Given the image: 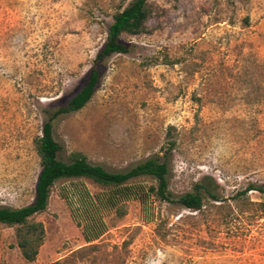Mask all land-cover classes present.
<instances>
[{"label": "rangeland", "instance_id": "obj_1", "mask_svg": "<svg viewBox=\"0 0 264 264\" xmlns=\"http://www.w3.org/2000/svg\"><path fill=\"white\" fill-rule=\"evenodd\" d=\"M131 0H0V207L32 203L50 112L86 83L114 14ZM127 53L104 62L80 110L54 122L59 158L111 171L162 156L169 139L175 198L210 185L199 210L153 194L111 206L88 178L52 187L45 237L26 260L0 223V264H264V0H149ZM141 177L130 185L147 188ZM126 196V195H123ZM122 209L123 212L118 211Z\"/></svg>", "mask_w": 264, "mask_h": 264}, {"label": "trees", "instance_id": "obj_2", "mask_svg": "<svg viewBox=\"0 0 264 264\" xmlns=\"http://www.w3.org/2000/svg\"><path fill=\"white\" fill-rule=\"evenodd\" d=\"M148 1L131 0L126 7L114 14L107 38L95 57L86 83L66 105L50 112L44 122L42 134L36 140L37 151L41 157V170L36 183L34 201L19 208L0 207V223L16 227L18 247L28 261L36 259L45 237L43 223L35 221L33 217L47 209L52 187L61 179L88 178L108 187L113 190L110 197L111 206H116L119 199L131 196L137 197L143 205H146L148 196L153 194L160 200L177 201L187 208L199 210L203 207L206 197L209 196L216 201L221 199L213 188L204 182H198L194 190L175 198L169 187L171 171L169 160L175 147L173 139H169L162 156L148 158L124 171H111L101 164H94L80 152H74L70 161L59 158L62 147L54 137L55 120L61 115L80 110L90 101L101 82L104 62L108 57L115 53L130 51L128 45L122 41L121 35L123 33L137 34L143 29L149 15ZM141 177H151L156 184H151L145 189L140 186L131 189L130 184ZM250 190L264 193V184H250L246 191ZM118 211L123 212L120 208Z\"/></svg>", "mask_w": 264, "mask_h": 264}]
</instances>
